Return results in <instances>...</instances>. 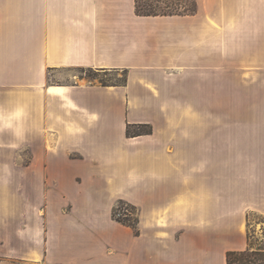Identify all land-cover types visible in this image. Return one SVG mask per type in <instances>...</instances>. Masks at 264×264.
I'll use <instances>...</instances> for the list:
<instances>
[{
  "label": "crops",
  "instance_id": "0c3cea01",
  "mask_svg": "<svg viewBox=\"0 0 264 264\" xmlns=\"http://www.w3.org/2000/svg\"><path fill=\"white\" fill-rule=\"evenodd\" d=\"M136 1L0 0V264H227L249 248L264 130L235 127L264 129L244 99L253 79L264 90V0L155 16ZM71 69L125 79L55 78Z\"/></svg>",
  "mask_w": 264,
  "mask_h": 264
},
{
  "label": "rangeland",
  "instance_id": "374dc122",
  "mask_svg": "<svg viewBox=\"0 0 264 264\" xmlns=\"http://www.w3.org/2000/svg\"><path fill=\"white\" fill-rule=\"evenodd\" d=\"M141 4L144 6L147 5H155L160 7L159 10H167V5H172L171 10H178L179 12H184L186 10L193 9L194 0H183L181 2H169V1H150V0H143ZM146 10V8H145ZM123 73H119L118 75L115 73H103L97 70L92 69H71V70H64L55 74V78H67V77H82L84 79H92L97 80L99 82H120L125 79V76H122ZM253 83L255 86L250 87L249 95L244 97L245 100L249 101L250 111L246 113L248 115L249 120L256 121L253 122L256 125L258 124L259 120H264V90H261L257 86V79H253ZM259 83H263L264 79L260 80ZM264 87V86H263ZM234 119H240L239 113H234ZM240 130H244L245 132L253 133L254 131L264 130L260 129V127H252L249 128H236L235 127V135L240 132ZM237 132V133H236ZM252 162V161H251ZM250 234L252 236V245L254 248H260L261 250L264 249V215L258 213H252L250 215V225H249ZM257 264H263L264 260V253H262L257 257Z\"/></svg>",
  "mask_w": 264,
  "mask_h": 264
},
{
  "label": "trees",
  "instance_id": "16d2710c",
  "mask_svg": "<svg viewBox=\"0 0 264 264\" xmlns=\"http://www.w3.org/2000/svg\"><path fill=\"white\" fill-rule=\"evenodd\" d=\"M141 1L143 0H137L136 1V11L138 15L142 16H155V15H177V14H191L194 13L197 9L196 2L194 0V6L191 10H186L184 12H179L178 10H171L172 5H167V10H159L160 7L155 5H147L143 6L141 4ZM153 1V0H150ZM156 1H162V0H156ZM169 2H181L183 0H164ZM146 8V10H145ZM152 128L151 126H141L138 130H133L131 126L128 127L127 134L128 136H138V135H144V134H151ZM119 213H122V216H118ZM113 217L116 221L129 226L133 229H137L138 223H139V217H138V209L124 201H119L114 209H113ZM249 223L248 227L250 225V215L248 217ZM248 239H249V248L244 251H229L227 253V264H257V257L262 253H264V249L261 250L260 248H254L252 245V236L250 234V230L248 231ZM264 264V260H263Z\"/></svg>",
  "mask_w": 264,
  "mask_h": 264
},
{
  "label": "built area",
  "instance_id": "2783aa9c",
  "mask_svg": "<svg viewBox=\"0 0 264 264\" xmlns=\"http://www.w3.org/2000/svg\"><path fill=\"white\" fill-rule=\"evenodd\" d=\"M122 215H123L122 213H119V214H118L119 217L122 216Z\"/></svg>",
  "mask_w": 264,
  "mask_h": 264
}]
</instances>
